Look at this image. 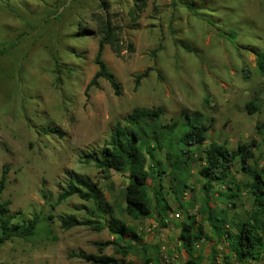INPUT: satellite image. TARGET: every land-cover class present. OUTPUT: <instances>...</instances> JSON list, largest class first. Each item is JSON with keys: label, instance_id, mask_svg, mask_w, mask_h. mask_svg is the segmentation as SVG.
<instances>
[{"label": "rangeland", "instance_id": "obj_1", "mask_svg": "<svg viewBox=\"0 0 264 264\" xmlns=\"http://www.w3.org/2000/svg\"><path fill=\"white\" fill-rule=\"evenodd\" d=\"M92 1L0 0V177L9 167L0 204L10 202L8 217L14 223L40 219L33 237L16 238L0 247V264H91L71 254H97L96 243L114 238L108 230L63 229L61 217L89 219L93 206L74 196L53 208L60 189L69 183L68 172L74 171L89 177L111 205L125 207L121 191L129 182L127 172H112L106 180L86 159L108 143L115 125L125 123L133 110L159 108L164 111L159 124L179 123L170 138L176 149L183 146L179 139L190 125L187 115L192 122L211 124L207 142L201 148L189 147L192 190L180 201L194 203L190 213L205 226L208 239L195 248L202 264H242L228 250L225 238L214 235L206 216L199 213L204 205L199 169L204 165L201 151L213 141L232 149L255 142L256 158L251 164L257 161L259 168L264 167V128L256 129L264 124V74L256 71L252 53L254 47L264 49V0H142L147 7L134 24L129 9L135 0H105L110 5L109 18L124 27L122 55L116 56L109 46L103 52V60L122 85L121 96L105 79L86 91L98 70V15L107 14L97 6L98 0ZM191 2L199 14L185 7ZM80 19L95 36H75ZM132 25L136 29H128ZM128 44L134 45V52L126 50ZM150 67L153 71L136 89V77ZM243 68L250 70L249 77ZM254 98L260 111L251 115L245 105ZM51 129L62 133H46ZM157 157L166 161L165 152L158 151ZM238 168L233 177L243 185L235 190L236 208L231 209L229 200L219 195L224 187L215 185L211 194L216 213L229 206L230 219L236 213L244 217L253 203L244 186L249 177ZM169 180L165 175L167 190ZM109 183L114 184V193ZM154 185L149 187L152 219L127 218L141 241L130 242L134 248L127 258H117L134 264L146 259L187 264L179 239L186 210L169 193L173 211L164 218L158 215ZM179 212L181 218H176ZM104 253L114 255L115 249L107 247ZM243 264H264V255Z\"/></svg>", "mask_w": 264, "mask_h": 264}, {"label": "trees", "instance_id": "obj_2", "mask_svg": "<svg viewBox=\"0 0 264 264\" xmlns=\"http://www.w3.org/2000/svg\"><path fill=\"white\" fill-rule=\"evenodd\" d=\"M140 1L142 3H139ZM140 1L135 0L129 9L133 24L140 20L141 14L147 7V1ZM59 3L64 5L65 2ZM98 5L107 14L104 18L98 15L100 18L98 29L101 37L95 59L98 70L86 91L88 92L91 87H98L99 80L105 79L110 83L115 94L121 96L122 85L103 60V52L105 47L109 46L116 56L122 55L124 47L120 37L124 27L116 26L109 18L110 5L105 0H98ZM184 5L194 14H199L193 2L184 3ZM173 6H177L175 1H173ZM84 10L88 9L85 8ZM128 29L134 30L136 28L132 25ZM95 35V31L86 28L80 19L75 36L87 38ZM126 50L134 52L135 47L133 44H128ZM252 53L255 55L256 71L263 75L264 49L254 47ZM152 71L153 68L150 67L136 77V89L143 79L149 77ZM243 73L245 77L250 76L248 68L245 70L243 68ZM257 101L258 99L254 98L246 103V110L249 114L252 115L260 111ZM163 113L161 108L157 110H133L126 117L125 123L119 122L115 125L108 143L98 153L90 155L86 159V163H93L106 180H110L112 172H127L129 182L121 191L125 207L116 205L117 203L111 205L104 192L89 177L74 171L68 172L69 183L60 189L53 208L74 196L79 197L84 202L91 203L93 207L89 210V219H79L75 215L61 217V227L66 230L75 227H88L97 232L108 230L114 238L112 241L96 243L97 254L80 252L71 254V257L79 258L91 264H134L133 261H120L117 255L123 259L127 258L134 248L130 242L141 241L136 228L128 223L127 218L135 222L152 219L154 213L153 199L149 193L151 183H157L153 187L154 198L158 215L162 218L173 211L168 198L169 193L180 201L188 190H192L188 183L191 177L190 158L192 154L189 147L201 148L207 142L211 124L207 125L199 121L192 122L187 115L190 125L179 139V143L183 146H177L178 149H176V145L171 143L170 138L173 137L179 123L159 124L158 121ZM262 128H264V124L256 126L257 130ZM49 132L62 133L59 129L46 131V133ZM256 147L255 142L252 145L240 143L236 149H232L226 144L213 141L201 151L204 165L199 169V177L204 180L202 185L204 205L199 213L206 216L205 220L210 224L214 235L225 238L223 240L225 243L227 242L228 250L235 260L242 264L247 260L257 261L264 255V167L259 168L257 161L253 165L251 164L256 158ZM158 151L165 152V162L157 157ZM237 166L240 173L249 177L244 186L253 197V203L251 211L247 212L244 217L236 213V217L230 219L229 206L222 209L219 214L216 213V206L211 199V194L215 190V185L224 187L226 190L224 193L221 191L219 195L229 200L231 209L236 208L239 195L236 194L235 190L240 189L243 185L241 182H236L233 177ZM8 173L9 167L5 166L0 177V195L6 189ZM165 175L170 176L169 191L164 183ZM108 189L114 193V184L109 183ZM180 204L181 209L186 210L187 217V220L179 226V239L183 243L181 251L184 250L188 255L187 264H202L203 258L196 255L195 248L198 243L208 239L205 226L197 222L196 215L190 213L194 203L184 205L180 201ZM9 205V201L0 204V247L16 238L29 239L33 237L40 221L39 217H35L29 222L14 223V219L8 217ZM52 218L53 216L49 217V219ZM98 219H103L104 222ZM162 226L168 227L164 223ZM126 242L129 243L126 244ZM110 246L115 249L114 255L104 253L105 249ZM143 264L160 263L146 259Z\"/></svg>", "mask_w": 264, "mask_h": 264}, {"label": "built area", "instance_id": "obj_3", "mask_svg": "<svg viewBox=\"0 0 264 264\" xmlns=\"http://www.w3.org/2000/svg\"><path fill=\"white\" fill-rule=\"evenodd\" d=\"M176 218H181V213L179 212V213H176L175 215H174Z\"/></svg>", "mask_w": 264, "mask_h": 264}]
</instances>
